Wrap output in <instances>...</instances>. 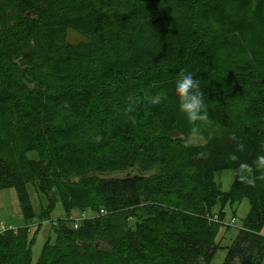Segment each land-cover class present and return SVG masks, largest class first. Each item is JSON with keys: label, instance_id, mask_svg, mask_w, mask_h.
<instances>
[{"label": "trees", "instance_id": "obj_1", "mask_svg": "<svg viewBox=\"0 0 264 264\" xmlns=\"http://www.w3.org/2000/svg\"><path fill=\"white\" fill-rule=\"evenodd\" d=\"M263 144L264 0H0V189L23 220L0 223V264H31L30 183L62 207L34 264H264V178L234 174Z\"/></svg>", "mask_w": 264, "mask_h": 264}, {"label": "rangeland", "instance_id": "obj_2", "mask_svg": "<svg viewBox=\"0 0 264 264\" xmlns=\"http://www.w3.org/2000/svg\"><path fill=\"white\" fill-rule=\"evenodd\" d=\"M193 143H202L200 137H193ZM264 150V144L262 145ZM232 180V173L228 170L221 171L219 175L215 177V182L220 186L222 190L228 189ZM31 184V185H30ZM27 185V192L29 195V201L31 202L33 209L38 215L35 222L32 225L27 226L28 235L35 236V241L31 246V264H34L37 255L40 250L41 243L47 239L51 234L52 222L61 216L62 207L57 200V196L52 194L49 190L44 193L38 190L36 187L32 186V183ZM248 209V204L246 201H241L239 203L233 204V214L228 211L230 218L227 217L228 221H231L232 215L235 216L236 222L245 215ZM85 215H91L90 212L84 213ZM70 218L78 219L81 216L77 211H72L69 213ZM0 223L6 226L17 227L23 225V220L20 215L18 202L16 199L15 192L12 188H2L0 189ZM231 236L226 238L223 242L225 245L230 243ZM224 256V249H219L213 255L209 264H220Z\"/></svg>", "mask_w": 264, "mask_h": 264}, {"label": "clouds", "instance_id": "obj_3", "mask_svg": "<svg viewBox=\"0 0 264 264\" xmlns=\"http://www.w3.org/2000/svg\"><path fill=\"white\" fill-rule=\"evenodd\" d=\"M175 91L179 97L180 111L185 114L187 120L193 125L191 133L198 132L197 123L209 118L203 95L200 92L199 81L193 78L191 72L181 70L175 84ZM161 99L160 95L148 96L147 103L157 105L161 103ZM185 146H187V142ZM237 150L243 151L244 145H238ZM229 159L237 161L238 157L235 154H230ZM256 171H264V155L257 156L254 165L247 163L239 164L234 170V174L240 181L249 186H254L258 178H264L257 177L255 175Z\"/></svg>", "mask_w": 264, "mask_h": 264}]
</instances>
